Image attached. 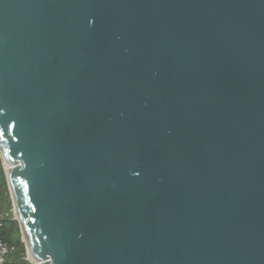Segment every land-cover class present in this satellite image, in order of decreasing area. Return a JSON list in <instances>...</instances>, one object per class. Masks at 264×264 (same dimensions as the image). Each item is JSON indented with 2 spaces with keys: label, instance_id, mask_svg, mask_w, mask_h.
Instances as JSON below:
<instances>
[{
  "label": "water",
  "instance_id": "water-1",
  "mask_svg": "<svg viewBox=\"0 0 264 264\" xmlns=\"http://www.w3.org/2000/svg\"><path fill=\"white\" fill-rule=\"evenodd\" d=\"M0 150L39 264H264V0H0Z\"/></svg>",
  "mask_w": 264,
  "mask_h": 264
},
{
  "label": "trees",
  "instance_id": "trees-1",
  "mask_svg": "<svg viewBox=\"0 0 264 264\" xmlns=\"http://www.w3.org/2000/svg\"><path fill=\"white\" fill-rule=\"evenodd\" d=\"M0 191L3 192V197L0 198V208H5L6 193L8 191V184L6 174L2 166L0 158ZM6 209V208H5ZM0 237L6 240L11 246V251L7 257V264H31L25 259V246L21 239L20 226L16 218L11 215L5 217L0 225Z\"/></svg>",
  "mask_w": 264,
  "mask_h": 264
},
{
  "label": "rangeland",
  "instance_id": "rangeland-1",
  "mask_svg": "<svg viewBox=\"0 0 264 264\" xmlns=\"http://www.w3.org/2000/svg\"><path fill=\"white\" fill-rule=\"evenodd\" d=\"M0 158L2 160V166H3L4 172L6 174L7 170L5 167V161H4L2 154H1V150H0ZM6 179H7V175H6ZM7 184H8V191L6 193L5 204L3 206L6 208V210L9 211V215H11L13 218H16L17 215H16V211H15V207H14V200H13L12 193L10 191V186H9L8 180H7ZM1 197H3L2 191H0V198ZM20 234H21V239L23 240L24 246H25V252H24L25 259L28 260L31 264H35L32 262L31 256L29 255V251H28V248H27L26 243H25V238L22 235L21 230H20Z\"/></svg>",
  "mask_w": 264,
  "mask_h": 264
},
{
  "label": "built area",
  "instance_id": "built-area-1",
  "mask_svg": "<svg viewBox=\"0 0 264 264\" xmlns=\"http://www.w3.org/2000/svg\"><path fill=\"white\" fill-rule=\"evenodd\" d=\"M9 216V211L5 208H0V225L5 217ZM9 243L0 237V264H7V257L11 251Z\"/></svg>",
  "mask_w": 264,
  "mask_h": 264
},
{
  "label": "bare ground",
  "instance_id": "bare-ground-1",
  "mask_svg": "<svg viewBox=\"0 0 264 264\" xmlns=\"http://www.w3.org/2000/svg\"><path fill=\"white\" fill-rule=\"evenodd\" d=\"M5 167H6L7 172H10L11 167H12V164L9 163V162H7V161H5ZM28 251H29V249H28ZM29 255L31 256V259H32L33 263H35V264H39V261H38V260H35V259L33 258V256L31 255L30 251H29Z\"/></svg>",
  "mask_w": 264,
  "mask_h": 264
}]
</instances>
